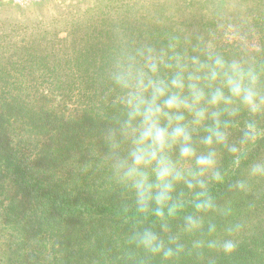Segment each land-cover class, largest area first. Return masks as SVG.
<instances>
[{"label":"trees","instance_id":"16d2710c","mask_svg":"<svg viewBox=\"0 0 264 264\" xmlns=\"http://www.w3.org/2000/svg\"><path fill=\"white\" fill-rule=\"evenodd\" d=\"M104 28L81 41L70 40V35L60 40L63 50L55 61L52 55L38 56L36 65L43 68L39 72L35 63L30 69L23 65L8 70L17 51L3 54L8 64L0 69V80L14 81L0 83V260H8L4 264L10 260H22L21 264H264V175H258L257 182L251 175L254 165L264 164V134L254 145L241 148L240 143L246 121L255 120L264 133V113L253 117L242 110L234 118L221 116L222 121L239 124L228 129V143L239 151L213 146L223 182L211 177L206 182L214 203L211 213L217 215L209 218L205 211H197L196 193L201 190H190L184 183L172 193L170 204H182L175 215L168 216L167 208L164 220L154 212H138L134 192L107 178L115 170L93 161L109 146L112 131L122 149L127 147L117 123L123 119L115 103L119 92L110 77L117 62L131 53L133 40L118 43ZM171 29L165 28L164 36L148 34L149 39L141 40L137 48L163 51L166 59L173 55L172 46L180 54L200 55L194 51L200 49L199 39L170 35ZM122 47L126 51H116ZM224 56L234 59L231 54ZM166 72L161 69L162 75ZM41 76L57 80V86L15 83ZM260 87L264 91V76ZM185 116L191 122L192 117ZM212 123L208 120L191 129L198 155L209 150L201 141L204 126ZM34 131L38 143L28 155L21 145L30 142L26 136ZM84 182L88 185L83 187ZM13 207L20 216L9 221L6 211ZM258 207L261 211L252 219V210ZM150 208H156L154 202ZM189 217L196 227L188 224ZM145 229L154 231L175 255L166 260L139 247L136 236ZM226 241L236 244L235 252L223 250Z\"/></svg>","mask_w":264,"mask_h":264},{"label":"clouds","instance_id":"9594fccd","mask_svg":"<svg viewBox=\"0 0 264 264\" xmlns=\"http://www.w3.org/2000/svg\"><path fill=\"white\" fill-rule=\"evenodd\" d=\"M172 51L173 55L167 59L151 48L128 54L117 62L110 77L119 92L115 103L120 106L123 119L117 123L127 143L126 149H122L115 131L109 133L113 168L120 182L134 192L138 212H154L160 220L165 219L166 208L168 216H173L182 207V204H170L179 183L186 184L190 190L197 187L201 190L196 193L197 211L214 207L207 182L199 177L211 173L212 180L223 182L216 170L214 145L224 146L232 153L239 151L228 143V129L239 128V124L222 121L221 116L234 118L242 110L253 117L264 113V91L260 87L264 68L229 60L211 48L194 49L200 53L197 56L180 54L175 46ZM162 68L167 70L164 75ZM185 113L192 117L191 122ZM208 120L213 123L204 126L206 135L201 143L209 150L198 155L191 129ZM241 131V148L254 145L264 134L255 120L246 121ZM177 146L180 160L194 161L198 172L186 173L178 167V161L170 155ZM251 175H264V165H254ZM153 202L155 209L150 208ZM188 224L197 226L191 217ZM136 240L139 247L152 255H162L166 260L175 255L152 230L137 233ZM236 247L226 241L223 250L231 254Z\"/></svg>","mask_w":264,"mask_h":264},{"label":"rangeland","instance_id":"374dc122","mask_svg":"<svg viewBox=\"0 0 264 264\" xmlns=\"http://www.w3.org/2000/svg\"><path fill=\"white\" fill-rule=\"evenodd\" d=\"M105 23L109 25V30L104 28ZM169 27L172 28L169 31L170 35L199 39L201 51L211 48L224 55H233V60L264 68V0H12L9 3L0 4V69L7 68L8 57L3 54L9 51H12L11 53L17 51V56L10 57L12 59L8 70L23 65L30 69L31 63L36 65L38 62V56L47 54L52 55L51 61H55L63 50L59 46L60 40L68 39L69 35L70 40L72 37L83 40L87 34L97 35L96 31L100 28L114 34L118 43L133 40L131 44L134 47L129 49L132 50L131 53L137 52L148 49L137 48L141 40L149 39L148 34L164 36L165 28ZM79 44L80 48L84 46L82 43ZM125 49L117 48L116 51H126ZM155 51L157 55L164 54L163 51L157 49ZM27 58H30L28 63ZM35 67L39 72L42 65ZM13 81V79H5L0 80V83ZM15 83H32L49 88L51 84L57 86L58 81L50 79L48 81L46 76H41L39 80L21 79ZM49 94L52 96L51 89ZM53 94L57 99L58 95ZM16 120L21 121L20 118ZM32 126L33 124H30L28 128L31 129ZM21 135L25 134L21 133ZM26 137L30 139V142L23 145L20 143V145L23 151L30 155L38 143L37 136L34 131ZM46 148L51 150L50 147ZM106 148L105 152L99 153L96 156L97 160L93 161L102 164L104 168L114 170V156L109 149L110 146ZM170 155L174 161H178V167L186 173L193 169L198 170L194 161L180 160L178 146L174 147ZM210 177L211 173H207L206 177H199V179L209 181ZM107 178L120 181L115 171L114 173L111 171ZM252 178L255 182L259 180L257 176ZM87 185L86 182L83 183V187ZM125 189L127 192H132L129 187ZM252 211L253 219L256 214H259L261 207ZM204 213L209 218L217 215L212 214L211 210ZM17 216H20V213L16 207L6 211L9 221ZM217 218L220 219V217ZM215 224L220 225L218 221ZM167 231L171 233L169 229ZM6 261L8 262V260H0V264ZM20 262L22 260L19 262L10 260L9 264H21Z\"/></svg>","mask_w":264,"mask_h":264},{"label":"water","instance_id":"95a60500","mask_svg":"<svg viewBox=\"0 0 264 264\" xmlns=\"http://www.w3.org/2000/svg\"><path fill=\"white\" fill-rule=\"evenodd\" d=\"M12 0H0V4H4V3H9L11 2Z\"/></svg>","mask_w":264,"mask_h":264}]
</instances>
